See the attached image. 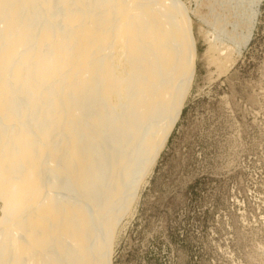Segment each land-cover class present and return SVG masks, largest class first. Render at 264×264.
<instances>
[{
	"label": "bare ground",
	"instance_id": "1",
	"mask_svg": "<svg viewBox=\"0 0 264 264\" xmlns=\"http://www.w3.org/2000/svg\"><path fill=\"white\" fill-rule=\"evenodd\" d=\"M191 23L178 0H0V264L111 263L189 92Z\"/></svg>",
	"mask_w": 264,
	"mask_h": 264
},
{
	"label": "rangeland",
	"instance_id": "2",
	"mask_svg": "<svg viewBox=\"0 0 264 264\" xmlns=\"http://www.w3.org/2000/svg\"><path fill=\"white\" fill-rule=\"evenodd\" d=\"M178 1L192 22L193 79L110 264H264V0ZM249 32L239 48L223 40Z\"/></svg>",
	"mask_w": 264,
	"mask_h": 264
}]
</instances>
